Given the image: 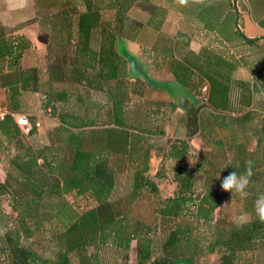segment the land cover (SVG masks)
Returning a JSON list of instances; mask_svg holds the SVG:
<instances>
[{"label": "trees", "instance_id": "1", "mask_svg": "<svg viewBox=\"0 0 264 264\" xmlns=\"http://www.w3.org/2000/svg\"><path fill=\"white\" fill-rule=\"evenodd\" d=\"M129 1L63 0L53 15L54 26L49 31L42 28L51 36L46 46L53 54L46 64L51 86L46 107L59 124L46 144L34 145L23 138L39 129L33 126L23 135L11 117L0 122V132L13 144V154L6 159V177L0 180V204L6 197L10 208L1 215L0 264H102L96 253L106 246L119 250L120 264H133L128 259L132 242L134 264H197L206 255H216L214 264H257V254L264 253V223L254 210L256 198L264 193V37H247L240 30L232 11L235 0H206L198 15L212 18L201 25V35L207 41L199 53L188 50L187 39L176 40L185 51L178 53L179 57L143 48L157 69L168 62L172 75L170 81H159L163 87H152L143 65L136 58L129 62L117 48L121 39L130 40L125 35L123 12L128 10ZM110 10L115 11L114 18L104 19L103 12ZM229 16H234V38H224L217 30L218 22ZM38 24L45 26L44 19ZM14 31L0 24V89H8L11 107L6 108L19 112L17 97L25 91L38 92L41 79L36 66L21 65L30 43ZM250 50L259 55L249 60ZM134 66L141 72L132 76ZM242 69L248 73L244 78L238 75ZM131 81L162 90L172 98L168 85L176 83L193 97L188 106L173 99L167 102L165 118L171 120L172 114L182 110L184 138L158 150L163 160L173 161L174 166L168 175L161 165L154 178L169 179L174 193L158 201L148 222L129 218L119 202L110 200L117 180V172L109 164L110 148L122 157L137 156L138 151L139 140L127 131L125 115L132 100ZM54 84L76 85L86 92L107 95L109 122L121 130L111 134L112 147L109 140L106 146L100 142L99 148L85 149L86 136L81 130L90 123L73 110L57 112L55 103H68L71 97L64 90H54ZM202 91L203 103L197 99ZM73 96L77 103H83L81 93ZM217 130L222 134L217 135ZM193 137L206 147L199 150L194 166L188 161ZM249 161L253 172L247 189L250 195L241 199L231 194L242 201V212L249 220L239 225L218 223L214 212L225 198L221 181L233 171L243 174ZM136 164L132 196H138L140 188L158 195L157 185L144 176L148 172L147 152ZM198 175L204 177V183L200 193H194ZM72 193L89 195L96 206L82 213L75 211L67 200ZM43 237L44 248L31 241ZM91 247L97 252L89 253Z\"/></svg>", "mask_w": 264, "mask_h": 264}, {"label": "rangeland", "instance_id": "2", "mask_svg": "<svg viewBox=\"0 0 264 264\" xmlns=\"http://www.w3.org/2000/svg\"><path fill=\"white\" fill-rule=\"evenodd\" d=\"M62 2L63 0H0V24L1 22L4 23L3 26L7 30H15V34L24 35L30 43V48L22 57L21 65L23 67L36 66L40 73L41 80L38 92L25 91L20 93L17 97V110L20 113L27 114L33 121H38L40 123L39 130L35 135L31 137H22L23 140L34 145L46 144L49 141L53 129L59 124L57 117L46 107V100L49 96L47 94L51 91V86L47 82L46 64L47 61L52 58L53 54L48 52L46 46L51 36L48 35L47 32H43V29L49 31L52 26H54L55 19L53 15L56 9L60 8ZM203 2H206V0H189L187 4L181 5L179 0H131L129 1L130 5H127L128 10L126 11L124 9L123 12L126 15L125 35L127 38H130L131 42L133 39L136 40L133 42L136 45H140L141 50L139 53L136 52L135 48L132 52L129 51L127 42L121 39L117 45L118 51L129 62L136 57V60L143 65L147 75L152 79L148 80V83L152 87H163L164 85L161 86L159 81H166V79L171 78L169 66L168 62H166L157 69V66L153 64L155 60L151 56H146V50L143 49V47L150 49L154 48V50H156L154 52H158V54H162L163 56L166 54L165 56L169 58L179 57L178 53H185L184 49L177 45V39H187L190 48L195 47V49H198L201 47L202 43L207 41L206 36L201 35L203 31L201 25L203 22L207 24L208 19L212 18L211 15L208 17L203 15L202 17L204 19H201L202 17L198 15ZM10 3H12L11 6L15 4L17 5L15 7L22 8L9 11L7 9ZM31 4L34 6V18L32 21L29 20V9ZM78 4L79 9L82 10L81 4ZM253 4L257 6L256 8L262 9L264 7V0H235L234 4H232L233 15H236L239 28L247 37L249 36L248 32L250 25L248 23L246 26L241 21V16L249 17V10ZM114 14V10L104 11L103 18L112 20ZM232 17L234 16H229L218 22L220 28V30L218 28V32L221 33L220 36L224 38H234L232 32ZM22 19H27L28 23L25 22L24 25L16 24L17 21ZM43 19L45 26L41 27L38 23ZM217 21L216 19L215 23H217ZM58 22H61V18L59 17ZM263 22L262 24H264ZM195 25H198L199 28H195ZM52 34L54 33H51V35ZM249 52L247 56L249 60L259 55L258 51L255 52L254 50H250ZM133 53H136V56H134ZM138 72L140 73L141 71L135 66L132 67V76L137 75ZM247 74L248 73L243 69L238 73V75L243 78L246 77ZM169 84L168 86L170 90H172L174 98L162 90L151 89L148 86H140L133 81L129 83V87L132 91V100L125 107V115L129 125L127 131L130 132L135 139L139 140V142H137V156L136 153H134V157H122L112 152V148H110V153L108 155L111 168L117 172L116 185L110 196V200L119 202L121 209L125 211L129 218H137L146 222L153 219V210L158 201L174 193V184L171 183L169 179L160 180L154 178L155 173L160 169L161 165L166 168L168 175L174 166L173 161L168 159L164 161L158 150L163 147V145H167L176 138H184V132L181 127L183 123H180V113L182 110L175 112L176 114H172L171 120L165 118L168 116L169 112L167 102L173 99L177 104L188 106L193 100V97L188 94L185 88L176 83ZM53 89L56 91L64 90L68 92L71 97L68 103H55L58 113L63 110H73L76 114L82 116L85 121L90 123L89 126L81 130L86 136L84 143L85 149L99 148L100 142L103 146H106L109 140H111V144L109 143L110 147L113 146V135L111 134H115L121 130L109 122L107 113L110 109V104L107 102L106 94L95 91L86 92L79 86L68 84H54ZM7 90L0 89V105L3 107H6V105L11 107V104L8 103ZM202 92L199 93L197 98L198 102L201 103H203L205 99V91ZM80 93L84 99L83 103H77V100H75L73 96ZM162 103L164 105H162ZM221 134L222 132L217 130V135ZM104 135L105 138H103ZM189 143L191 148L188 154V161L190 165L194 166L199 150H204L206 147L197 137H193ZM150 145L152 148L148 149ZM145 152H147L148 158V172H145L144 176L148 175L154 181L159 188V193L158 195H151L146 189L140 188V194L134 197L131 193L133 175L137 168L136 163L144 158ZM12 154L13 144H9L0 132V180H4L6 177L8 169L6 159ZM138 156H140L141 159H138ZM203 183L204 177L198 175L196 179L197 189L194 190V193H200V188ZM222 191L225 198L221 205L215 210L214 219L221 224L234 223L237 225L248 221L249 215L242 212V201L236 200L230 192ZM67 200L75 211L79 213L96 206L95 201H93L89 195L72 193L67 196ZM9 211L8 200L4 197L1 199L0 204V222L1 215ZM31 241H34L33 243L35 246L37 245L41 248L46 247V240L44 237L39 238V241ZM0 246L3 247V241L1 239ZM45 250V253L49 254L47 248ZM88 252L94 254L97 251L95 248L91 247ZM96 254L101 258L102 264H120L122 260L119 250L110 246L103 247ZM134 257L135 245L134 242H132L128 253L129 262L134 264ZM257 257V264H264V253L257 254ZM73 260L75 261V259ZM215 261L216 255H206L201 258L197 264H214Z\"/></svg>", "mask_w": 264, "mask_h": 264}, {"label": "clouds", "instance_id": "3", "mask_svg": "<svg viewBox=\"0 0 264 264\" xmlns=\"http://www.w3.org/2000/svg\"><path fill=\"white\" fill-rule=\"evenodd\" d=\"M181 5L187 4V0H179ZM248 167L243 174H237L236 171L229 173L223 177L221 181V188L232 195H238L241 199H246L250 193L247 191L251 177L253 175L251 169V162H247ZM255 215L261 223H264V193L258 195L254 202Z\"/></svg>", "mask_w": 264, "mask_h": 264}, {"label": "crops", "instance_id": "4", "mask_svg": "<svg viewBox=\"0 0 264 264\" xmlns=\"http://www.w3.org/2000/svg\"><path fill=\"white\" fill-rule=\"evenodd\" d=\"M11 4L12 3H10V4H8V9L7 10H9V11H12V10H17V9H19V8H22V7H15V6H17V5H13V6H11ZM10 8H13V9H10ZM33 8H34V6H33V4H31L30 5V19L29 20H33ZM35 11V10H34ZM263 19H264V8H262V9H258V8H254L253 6H251L250 7V10H249V17H244V16H241V21L247 26L248 25V23H249V25H250V28H249V32H248V37H251V38H253V37H264V24H262V22H263ZM28 20L27 19H22V20H20V21H17V23L16 24H18V25H24V23L25 22H27ZM30 21V22H31ZM28 23V22H27ZM26 23V24H27ZM264 23V22H263ZM1 25H4V23H2L1 22ZM20 27V26H19ZM218 28H219V26H218ZM218 28H217V30H218ZM219 30H220V28H219ZM125 42H127V44H128V49H129V51H133L134 50V48L136 49V52L137 53H139V51L141 50V48H140V45H136L133 41L131 42V41H129V40H126ZM205 44V42H203L202 43V45H201V47H199L198 49H195V47H193V48H190L189 46V49L188 50H190V51H192V52H194V53H199L200 51H201V48H202V46ZM208 46V45H207ZM143 48H145L146 49V47H143ZM134 54V56H136V53H133ZM136 58V57H135ZM171 75V74H170ZM170 80H172V75H171V78H168V79H166V81H170ZM15 123V122H14ZM17 126V125H16Z\"/></svg>", "mask_w": 264, "mask_h": 264}, {"label": "built area", "instance_id": "5", "mask_svg": "<svg viewBox=\"0 0 264 264\" xmlns=\"http://www.w3.org/2000/svg\"><path fill=\"white\" fill-rule=\"evenodd\" d=\"M7 117H11L13 119L23 135H28L33 126L36 129H39L40 127V123L38 121L32 122L27 114L13 112L0 105V122L4 121Z\"/></svg>", "mask_w": 264, "mask_h": 264}]
</instances>
